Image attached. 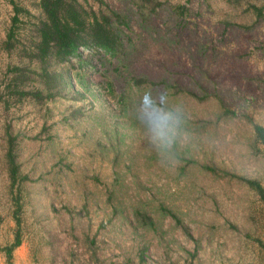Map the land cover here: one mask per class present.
Returning <instances> with one entry per match:
<instances>
[{
  "label": "rangeland",
  "instance_id": "1",
  "mask_svg": "<svg viewBox=\"0 0 264 264\" xmlns=\"http://www.w3.org/2000/svg\"><path fill=\"white\" fill-rule=\"evenodd\" d=\"M103 1L125 20L113 21L121 53L80 48L82 60L54 65L70 85L37 104L7 89L8 69L28 62L3 41L14 3L39 15L38 0H0V264L17 229L7 130L28 177L14 264H264V203L230 176L264 186V146H253V124L264 126V14L245 10L264 0H160L145 19L129 0ZM20 18L16 37L26 40ZM146 92L181 118L170 148L139 119Z\"/></svg>",
  "mask_w": 264,
  "mask_h": 264
},
{
  "label": "trees",
  "instance_id": "2",
  "mask_svg": "<svg viewBox=\"0 0 264 264\" xmlns=\"http://www.w3.org/2000/svg\"><path fill=\"white\" fill-rule=\"evenodd\" d=\"M129 1L137 7V13L142 19L157 13L158 8L162 5L160 0ZM225 1L230 5L240 3V0ZM13 8L15 14L12 17V25L7 32L6 39L3 41V48L8 52H16L21 57L20 59L25 58L28 62V65H13L8 69L10 77L7 89L16 101L28 99L37 104H43L45 101L53 100L60 95L67 85H70V82L62 72L54 68V65L68 61L73 56L82 60L80 48L100 49L112 56L118 55L122 51V39L114 27L113 21L125 24V20L121 14L110 9L103 0H97L96 7L88 3L87 0H38L39 15H34L28 9L15 3ZM174 8L183 13L187 7L186 5H178ZM250 8L245 10L257 18L263 16L264 6L251 5ZM20 14L27 16L30 28L29 34L24 35L26 40L18 39L15 33L16 26H18L17 22H24L21 20ZM132 80L137 86L147 83L143 78L133 77ZM150 84L155 85L156 83L151 82ZM181 90L179 89V91ZM196 97L198 96L196 95ZM208 97L210 95L205 93L200 97V100H206ZM1 100L2 97H0ZM218 104L225 114L234 113L230 109H224L221 99L218 100ZM6 136L7 145L4 161L10 192L13 193V189L17 190V195L12 198L14 204L12 215L17 229L14 241L5 247V250L8 263L14 264L12 251L21 244L20 191L23 182L28 177L21 173L20 165L16 160L17 136L12 135L9 130L6 131ZM253 139L256 143L253 145L254 149L258 148L257 144L264 146L263 125L253 124ZM230 176L236 177L253 190L264 203V186L258 179L237 175ZM165 212L173 218L175 224L186 230L176 214L170 210ZM135 217L142 226L154 228V221L146 213L136 210Z\"/></svg>",
  "mask_w": 264,
  "mask_h": 264
},
{
  "label": "clouds",
  "instance_id": "3",
  "mask_svg": "<svg viewBox=\"0 0 264 264\" xmlns=\"http://www.w3.org/2000/svg\"><path fill=\"white\" fill-rule=\"evenodd\" d=\"M157 96L152 92L141 94L139 119L165 148H170L175 141L181 118L167 107L168 100L154 103Z\"/></svg>",
  "mask_w": 264,
  "mask_h": 264
},
{
  "label": "built area",
  "instance_id": "4",
  "mask_svg": "<svg viewBox=\"0 0 264 264\" xmlns=\"http://www.w3.org/2000/svg\"><path fill=\"white\" fill-rule=\"evenodd\" d=\"M79 51H80V52H82V50H81V49H79Z\"/></svg>",
  "mask_w": 264,
  "mask_h": 264
}]
</instances>
